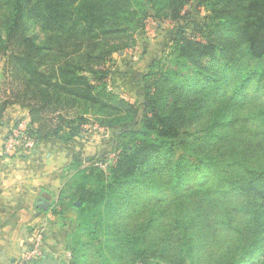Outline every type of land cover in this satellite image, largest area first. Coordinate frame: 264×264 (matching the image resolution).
<instances>
[{"label": "trees", "instance_id": "1", "mask_svg": "<svg viewBox=\"0 0 264 264\" xmlns=\"http://www.w3.org/2000/svg\"><path fill=\"white\" fill-rule=\"evenodd\" d=\"M189 1L0 0V126L17 104L35 145L114 132L115 161L76 157L53 202L76 214L70 264L264 262V0H195L201 39L162 36L134 101L101 69Z\"/></svg>", "mask_w": 264, "mask_h": 264}, {"label": "crops", "instance_id": "2", "mask_svg": "<svg viewBox=\"0 0 264 264\" xmlns=\"http://www.w3.org/2000/svg\"><path fill=\"white\" fill-rule=\"evenodd\" d=\"M20 118L30 119L26 109L17 104L6 107L0 126V150ZM94 142L91 132H82L66 144L49 139L29 151L0 153V264H12L20 257L32 226L40 222L45 228V244L36 264L71 263L65 238L60 237L64 224L55 223L50 211L66 180L67 167L76 157L82 158L84 148ZM39 200L48 203L46 210L37 206Z\"/></svg>", "mask_w": 264, "mask_h": 264}, {"label": "rangeland", "instance_id": "3", "mask_svg": "<svg viewBox=\"0 0 264 264\" xmlns=\"http://www.w3.org/2000/svg\"><path fill=\"white\" fill-rule=\"evenodd\" d=\"M208 15L209 12L203 5H198L195 0H190L187 5H185L181 18L160 19L148 17L145 19L143 27L132 33L126 39V45L119 51L113 53L107 62H105V66L101 68L109 71L108 76L105 78L108 87L118 93L120 97L134 101V77L146 71L147 65L151 63L153 59L163 58L162 48L164 41L161 37L180 27L185 29L188 36H195L201 39L199 29L204 22V18ZM1 64L2 62L0 61V69L2 67ZM83 132H91L92 139L96 141L84 148L83 155L80 154L84 163H86L87 157L93 156L107 159L106 162H104L105 164H110L115 161L117 154L114 145V132L112 130H106L90 121L84 126ZM86 138L87 136H84L83 139L86 140ZM167 197H170L169 194ZM131 211L132 209H129L128 212H124L123 215ZM62 215L63 217L60 219L58 216H54L53 219L57 224H64L61 227L60 237H64L66 241V239L68 240V236H70L75 229L77 222L76 214L71 210H67ZM40 223L43 224V222ZM94 262V264L97 263L96 261ZM262 264H264V262H262Z\"/></svg>", "mask_w": 264, "mask_h": 264}, {"label": "built area", "instance_id": "4", "mask_svg": "<svg viewBox=\"0 0 264 264\" xmlns=\"http://www.w3.org/2000/svg\"><path fill=\"white\" fill-rule=\"evenodd\" d=\"M29 119L20 118L7 134L0 150L1 154L14 153L17 150L29 151L35 143L27 136ZM45 244V228L41 223L32 226L31 233L20 257L12 264H36L41 258Z\"/></svg>", "mask_w": 264, "mask_h": 264}, {"label": "water", "instance_id": "5", "mask_svg": "<svg viewBox=\"0 0 264 264\" xmlns=\"http://www.w3.org/2000/svg\"><path fill=\"white\" fill-rule=\"evenodd\" d=\"M37 206L43 210H46L48 208V203L46 201L39 200V202L37 203Z\"/></svg>", "mask_w": 264, "mask_h": 264}]
</instances>
